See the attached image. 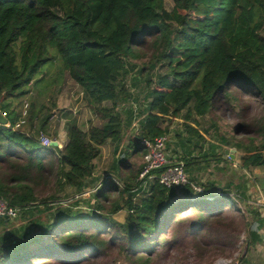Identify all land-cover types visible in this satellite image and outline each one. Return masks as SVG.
<instances>
[{
    "label": "trees",
    "instance_id": "trees-1",
    "mask_svg": "<svg viewBox=\"0 0 264 264\" xmlns=\"http://www.w3.org/2000/svg\"><path fill=\"white\" fill-rule=\"evenodd\" d=\"M172 1L167 11L164 0H0L1 102L31 94L54 48L63 73L105 121L88 131L72 125L63 149L46 147L39 137L51 115L40 117L34 105L26 120L11 104L0 105L7 119L0 123V200L18 209L17 218L0 219V264H164L175 254L201 264L232 257L244 235L247 247L262 241L264 218L249 220L238 199L214 183L198 193L193 178L184 189L139 181L148 155L143 140L168 136L183 115L187 150L179 161L187 174L202 162L224 161L220 150L229 140L208 141L192 125L195 116L211 117L219 133L213 112L220 99L237 121L231 144L242 154L240 167H264V0ZM166 61L167 71L156 73ZM131 73L143 78L147 109L136 137L121 147L117 108ZM248 96L262 100L261 115H248ZM108 141L117 144L111 176L96 180L94 161ZM68 187L96 191L88 215L75 211L79 202L63 205ZM112 193L126 194L123 207H108ZM123 208L121 223L113 215Z\"/></svg>",
    "mask_w": 264,
    "mask_h": 264
},
{
    "label": "rangeland",
    "instance_id": "rangeland-1",
    "mask_svg": "<svg viewBox=\"0 0 264 264\" xmlns=\"http://www.w3.org/2000/svg\"><path fill=\"white\" fill-rule=\"evenodd\" d=\"M165 2V8L167 11H172L174 8V2L172 0H164ZM53 52H55V57L54 59L50 60L45 66L42 67L40 74L36 78V82L33 83L32 88H30V92L28 95L20 98H13L10 100H7L5 102H1V97H0V105L2 104H11V108L16 109L17 111L20 112L21 118L22 119H28L29 116L31 115V112H33L34 105L37 107L35 111L38 109L41 110V115L40 117H45L46 115H51V121H50V128L47 132H43L45 136H47L49 139L55 141L59 137V133L61 131L63 122L62 120L64 119L67 114H69V105L64 104V99L65 98H71L75 95H80L78 98L77 103H80V108L81 105H84V101L82 99V95L80 93V90L78 87L75 86L74 81L71 79L69 76V73L64 72L62 70V61L61 59L56 56V50L52 48ZM166 62H163L161 65H159L156 69V73H165L167 71V65ZM139 76H136V74L131 73L129 76L125 77L123 80V83L127 86V95L125 97V101L121 102L120 104V109L119 111H122L124 117L126 119H129L131 122H135L136 127L132 129L131 135L127 139L131 137H136L137 134V129L138 125L143 118V114L145 112V109H147V101H148V96H147V89L145 88V83L143 81V78H138ZM137 79V80H136ZM235 88V87H234ZM233 88V89H234ZM247 100L252 101V108L249 110L248 115L253 114L254 116H259L261 115V104L262 100L257 98H252L251 96H248ZM88 105V104H87ZM79 106V105H77ZM89 107V106H87ZM1 112V108H0ZM4 116L3 114H0ZM79 115V113H78ZM213 116L215 118V121H217L219 130L217 133V130H215L212 126V119L211 117H194L193 118V125H195L203 134H205L209 139L217 138L218 136H223L227 140H229V144L225 145L223 147V150H220L223 154L227 150L229 151V155L227 156L228 162L230 161V157L235 154L234 151H231L230 149L233 148L231 142H232V131L237 125V121L234 120V118L231 116L229 111L225 108L223 99H220L218 101L217 107L215 108L213 112ZM5 117V116H4ZM184 115L182 118L179 119V121H176L175 119L171 121L170 126H169V133L168 136L169 138L172 136V131L170 130L171 127H177V129L180 128H185L184 127ZM35 125L38 123L37 120H35ZM30 123H27L28 125ZM174 124V125H173ZM32 131L35 130L38 131L36 127H32ZM23 129V128H22ZM39 132H41L39 128ZM39 136V133H38ZM170 150V146L168 147ZM235 150V148L233 149ZM242 155V154H241ZM236 158V157H235ZM240 158V155H239ZM234 159V158H233ZM144 158L141 156H137L135 158V163L136 165H141L143 164ZM230 163V162H229ZM103 167V166H102ZM105 167V166H104ZM233 169V171H232ZM105 171V170H103ZM232 171V172H231ZM106 173V171H105ZM215 173V172H214ZM234 174L237 176V173H243V170H239V167L235 166H229L227 165V168L224 170L223 174L220 175V173H216L217 176L224 178L225 175L227 177H230V175ZM67 191V189H66ZM65 193L62 195V199H68L72 195L70 193ZM96 194V191L89 193V196H85L86 194H83L82 198L78 200L79 205L81 209H77L76 211L80 212L81 215H88L90 211L87 209L86 205L90 198H92ZM90 197V198H88ZM112 197V201L110 204H108V207L110 208L111 206L115 205L116 203L122 202V198L126 197V194L121 195L119 193H112L110 195ZM86 208V209H85ZM240 212L246 216V212L243 208H239ZM234 210V209H233ZM233 214H235V210L231 211ZM124 218L125 216L122 215ZM121 218V217H119ZM3 233V229L0 228V234ZM154 238V236L152 237ZM151 238V239H152ZM243 243V237L241 238V241L239 242V245L237 246V251L234 253V255L231 256H219L216 257L215 259H209L205 263L201 264H215L219 259L222 258H228V259H235L237 256L236 254H242L244 252V247L245 244ZM246 243V242H245ZM121 264V263H117ZM164 264H197V261L193 257H186L184 254H175L172 256V259L169 261H166Z\"/></svg>",
    "mask_w": 264,
    "mask_h": 264
},
{
    "label": "crops",
    "instance_id": "crops-1",
    "mask_svg": "<svg viewBox=\"0 0 264 264\" xmlns=\"http://www.w3.org/2000/svg\"><path fill=\"white\" fill-rule=\"evenodd\" d=\"M74 84L80 90L82 99L84 101L83 102L84 105H81L80 108V103H77L80 95H75L71 98L68 99L65 98L63 100L64 104L69 105V109H68L69 114L63 117L64 118L62 120L63 125L59 133V137L55 139L56 141H58L57 142L58 148L60 149H63L68 143V130L70 126L76 125L80 127L83 131H88L91 127H102L105 124V121L98 118L97 115L92 111V109L90 107H87L88 105L83 90L75 82ZM112 104L113 103L111 102H106L104 103V106L112 107ZM120 104L121 103H119L117 108L118 111L121 107ZM119 113L123 118V136L121 140V147H124L128 143L127 139L131 135L130 132H132V129L136 127V124L135 122H131L129 121V119H126L122 111H119ZM175 120L179 121V119H175ZM183 123L185 124L186 122L183 121ZM18 124L17 127L19 126ZM170 130L172 131V136L169 138L168 147L170 146V150L167 147V154L172 160L179 161L184 157L185 151L187 150L184 148L183 144L181 143L183 138L186 136V132L185 129L183 128L177 129V127L174 128L171 127ZM203 135L208 141H211L205 134ZM116 146L117 144L111 141H108L104 146H102L101 156L94 161V165H95L94 178L96 180L101 178L106 179L109 176H111L110 168L113 162L115 161L114 150ZM207 147L208 144L205 145L204 152L207 150ZM233 149L234 148H231L230 150L235 152V154L232 155L234 156L233 157L234 159L231 156L229 159L231 160L229 161L230 163L226 159L228 155L226 154V152H224L225 154L223 157L224 159L223 162L220 163L213 161H210L208 163L202 162L201 164H198L191 169V173L188 174L189 179L190 178L195 179L197 187H201V185H205L208 183H214L216 184V186H219L222 190L227 191L230 196L238 199V201H236L238 207L243 208L245 210L246 217L249 220H253L254 216L257 213L260 214L262 218H264V214L260 213V206H259V204L262 202V198H264V167H251L248 170L242 169L240 167V158H239V155L241 157V153L237 149L235 150ZM192 155L193 157H198L197 153H193ZM227 165L231 167L232 166L239 167V170L240 169L243 170L244 174L237 173L236 176L231 173L230 177H227L225 175L224 178H221L217 176V174H215L216 171L217 173H220V175L223 174L224 170L227 168ZM103 170H105L106 173ZM92 191L95 192V190ZM66 192L70 193L72 196L69 197L68 199L63 200L64 206L74 205L75 203H78V200H80L83 196V194L81 195L75 194L74 189L71 187H68ZM89 193H91V191ZM85 194H86L85 196H88L87 193ZM119 205L123 207L124 202L123 201L120 202ZM86 207L89 210L87 205ZM75 209L79 210L81 209V207L78 206ZM122 215L125 217L123 218ZM127 215H128V210L126 208H123L119 210L116 214H114L113 218H115L117 221L121 223H124L126 221ZM260 236L262 241L260 243H257L255 246H251V247H247V244L245 243L246 241L245 235L243 236V243L245 244L244 247L245 250L242 254L237 253L236 254L237 257L235 258L236 260L239 261L240 264H264V225L261 227Z\"/></svg>",
    "mask_w": 264,
    "mask_h": 264
},
{
    "label": "built area",
    "instance_id": "built-area-1",
    "mask_svg": "<svg viewBox=\"0 0 264 264\" xmlns=\"http://www.w3.org/2000/svg\"><path fill=\"white\" fill-rule=\"evenodd\" d=\"M42 144L46 147L52 146L54 141L49 139L43 133L39 137ZM169 142L168 136H161L153 141H145L143 143L148 149L146 164L139 176V181L146 187L149 180H158L161 185L168 189H184L191 184L189 176L185 169V164L181 161L172 160L167 154V146ZM159 172V175L154 172ZM196 192L203 193L201 187H195ZM211 200L212 198H208ZM260 213L264 214V198L259 204ZM18 216V209L11 207L7 202L0 200V219L8 217L15 219ZM215 264H240L236 259L222 258Z\"/></svg>",
    "mask_w": 264,
    "mask_h": 264
},
{
    "label": "water",
    "instance_id": "water-1",
    "mask_svg": "<svg viewBox=\"0 0 264 264\" xmlns=\"http://www.w3.org/2000/svg\"><path fill=\"white\" fill-rule=\"evenodd\" d=\"M0 123L1 124H6L7 123V119L4 117V116H2V115H0ZM52 146L53 147H58V143L57 142H54L53 144H52ZM226 152V154L227 155H229V151H225ZM234 156H232V158H233ZM261 199V198H260ZM4 220H6V221H8V220H10L8 217H4L3 218Z\"/></svg>",
    "mask_w": 264,
    "mask_h": 264
}]
</instances>
